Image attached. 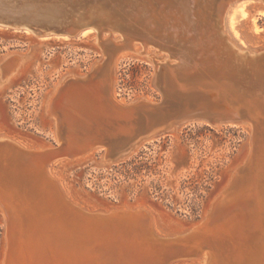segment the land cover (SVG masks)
<instances>
[{"label":"bare ground","instance_id":"bare-ground-1","mask_svg":"<svg viewBox=\"0 0 264 264\" xmlns=\"http://www.w3.org/2000/svg\"><path fill=\"white\" fill-rule=\"evenodd\" d=\"M213 1L205 0L204 5L195 8L196 0H157L156 3H164L161 7L148 0H116L112 14L98 4L96 17L93 13H76L73 28L54 33L34 31L37 36H89L90 29L96 32L93 40L100 46L101 55L90 66L88 85L98 78L100 90L106 92L103 113L116 120L127 118L128 106L137 105L143 113L154 106L153 100L144 97L127 105L114 95L116 54L131 50L150 61L152 85L161 91L163 99L172 102L182 98L185 105L174 114L153 124L150 122L146 130L151 131L149 135L160 127L169 129L194 118L215 126L239 119L249 122L250 148L209 204L204 221L181 233L161 235L153 227L150 212L143 207L113 209V214L109 210H86L64 195L59 180L47 169L50 159L69 154L70 150L26 147L0 134V220L4 224L0 264H161L162 259L184 256L201 258L199 264H264V60L261 62L258 57L264 49L247 50L237 46L221 30L219 20L213 21L212 12H208ZM228 2L218 0L214 4L217 17L222 20L230 5ZM257 8L264 12V6ZM51 16L48 10L44 16L35 18L36 21L26 18L6 22L7 18L0 17V24L31 28L33 22L42 24V20ZM132 24L142 30L129 31ZM104 32L111 35L105 37ZM185 35L188 40L183 38ZM256 37L244 35L250 42L256 41ZM135 41L141 46L137 47ZM148 45L166 54L158 57ZM108 46L113 53L108 52ZM29 54L8 59L0 84L19 71ZM105 55L108 56L103 59ZM247 70L245 76L243 73ZM67 77L59 80L43 105L55 136L58 123L68 120L67 113L76 116L70 108L63 107L64 93L57 91ZM72 95L65 101L77 102L82 98L79 119L86 132H95L92 130L96 127L90 125L95 102L83 91L77 98ZM76 130L74 140L81 148L84 142ZM57 142L60 143L58 136ZM105 151L109 158V149Z\"/></svg>","mask_w":264,"mask_h":264},{"label":"rangeland","instance_id":"rangeland-1","mask_svg":"<svg viewBox=\"0 0 264 264\" xmlns=\"http://www.w3.org/2000/svg\"><path fill=\"white\" fill-rule=\"evenodd\" d=\"M204 1L199 0L197 6L204 5ZM262 1L230 0L223 20L217 17L215 11L214 4L218 0H214L207 11L215 16L212 17L213 21L219 20L221 30L224 29L237 46L247 50L264 49V12L257 8L264 6ZM2 24L0 79L6 72L9 58L30 54L19 71L0 84V134L26 147H54L55 133L51 118L43 112L44 102L62 77L71 74L82 76L90 72V66L101 55L100 46L93 40V35L96 37L97 34L90 29L89 36H37L34 31L41 29L54 33L73 28L74 24L32 23L31 28ZM108 33L102 35L108 37L111 35ZM246 34L257 36L256 41H247L244 38ZM139 43L135 41L137 47L141 46ZM110 47H107L108 52L113 53ZM30 48L32 52H29ZM148 48L157 52L155 55L158 57L166 54L158 47L148 45ZM260 53L258 57L262 62L264 52ZM115 58L114 95L127 103L139 97L153 100L160 113L156 112L154 117L149 118V125L182 110L184 99L167 102L161 91L152 85L154 76L150 61H145L142 55L134 54L131 50L119 52ZM262 64L264 66V61ZM242 68L246 70L247 67ZM244 72L247 76L248 70ZM82 91L95 102L92 104L94 111L90 125L96 128L92 130L95 132L89 133L100 134L114 141L133 135V124L128 126L129 119L116 120L114 116L103 113V109H106V92L105 89L100 90L98 78ZM248 123L245 119H239L238 122L233 120L215 126L194 118L142 138L119 158L114 157V153L106 158V151L101 148L84 157L70 159L65 156L51 163L49 160L47 169L59 180L64 195L86 210L107 211L108 208L132 209L139 206L150 212L153 227L159 234L181 233L204 221L209 204L226 184L235 167L244 160L250 148L248 130L251 127ZM3 238L4 224L0 220V262ZM200 260L188 256L174 257L167 264H199Z\"/></svg>","mask_w":264,"mask_h":264},{"label":"water","instance_id":"water-1","mask_svg":"<svg viewBox=\"0 0 264 264\" xmlns=\"http://www.w3.org/2000/svg\"><path fill=\"white\" fill-rule=\"evenodd\" d=\"M14 1V3L12 2ZM116 0H0V17H5L6 22H15L16 20H23V19H30V20H38L35 18H39L44 16V14L50 10L52 12V16L48 19L42 22H50L51 24H57L61 25L63 23H66V26L70 24H74V19L76 17V13H93L92 16L96 17V6L102 5L103 8L106 10V12H111L114 5L113 3ZM122 1V0H120ZM140 1V0H137ZM157 0H148L149 3L157 7H161L164 5L163 2L156 3ZM161 1V0H160ZM166 1V0H165ZM191 1V0H189ZM196 6L198 5V0H196ZM195 6V7H196ZM168 7H165L164 10H167ZM95 13V14H94ZM118 12H116L115 15ZM119 16V15H118ZM117 17V16H116ZM61 18V19H60ZM60 19V20H59ZM69 19V21H67ZM67 21V22H66ZM35 24V22H33ZM131 32L134 31H141V27L132 24L130 28ZM143 32V31H142ZM186 40H188V36H183ZM172 39L171 41H173ZM92 74V69L89 73L84 74L85 77L83 78H74L70 75V77H67L63 81V85L57 90L60 91L62 94V105L63 107L67 106L70 108L74 113H76V116L73 117V115L67 113V116L69 117L67 121H60L58 123V126L56 128V136H54L55 144L54 147H57V151L62 152V150L68 149L70 150L69 154H61L58 156H54L52 159H50V163L54 160L60 158V157H67V158H75V157H84L91 151L95 149H103L107 150L109 149V154L114 153V157L119 158L120 156L126 154L131 150L142 138L151 136L155 133L167 130L166 127H160L159 129H156L153 134L149 135L151 131H146L149 127V118L154 117V114L156 112H159V108L157 106H152V110H147L144 113L140 111L139 106L134 105L133 108L131 106L126 109L128 110L127 116L125 115L126 120H130L128 123V126L133 124V135L129 137H121L117 141H114V139H109L107 137L97 135L94 133L86 132L85 128H83V124L80 121L79 117H81V110H83V100L80 98L79 101L70 103H67L65 99H67L68 95L70 97L71 94H74L77 98V96H81V89L82 87H86V85L89 84L90 78ZM68 74L66 73L65 76ZM66 91V93H65ZM70 91V94H68ZM67 95V96H66ZM72 95V97L74 96ZM75 100V99H74ZM139 102L138 105H141L140 100H137ZM129 105L130 103H127ZM65 109H62V111ZM126 112V113H127ZM124 113V112H122ZM121 113V114H122ZM146 119V120H145ZM147 121V122H146ZM186 121V120H185ZM148 124H146V123ZM184 122V121H183ZM146 124V126L144 125ZM148 125V126H147ZM75 128H77L76 133H80L82 136L79 139L84 142V145L80 148L79 145H77L76 140H74V133ZM81 128V129H80ZM55 129V127H54ZM57 136L59 137V142H57ZM76 139V138H75ZM74 140V141H73ZM73 146V149H69ZM74 146H78V149L74 148ZM107 154V155H109ZM49 163V164H50ZM114 208H108V213L113 211ZM101 211V210H96ZM112 213V212H111ZM118 213H122V211H118ZM113 214V213H112ZM111 215V214H110ZM173 258V257H172ZM171 259H162L161 264H167ZM178 258V257H176ZM174 259V258H173Z\"/></svg>","mask_w":264,"mask_h":264}]
</instances>
